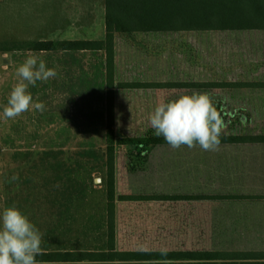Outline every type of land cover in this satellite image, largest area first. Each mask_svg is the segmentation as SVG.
Masks as SVG:
<instances>
[{
  "label": "rangeland",
  "instance_id": "obj_1",
  "mask_svg": "<svg viewBox=\"0 0 264 264\" xmlns=\"http://www.w3.org/2000/svg\"><path fill=\"white\" fill-rule=\"evenodd\" d=\"M104 30L105 0H0V213L7 205L6 173L19 181V170L28 166L26 162L21 164L22 160L18 166L13 159L14 151L19 149L24 153L28 149L49 147L65 159L91 148L102 157L98 161L86 160L79 171L80 178L89 185L95 181L96 192L83 204L79 226L74 227L73 234L80 225H88L89 217L95 216L91 224L97 225L106 214L105 156L109 140L106 120L102 117L107 102L96 97L105 75L102 54L79 53L72 57L62 52L35 55L26 50L31 42L38 41H97ZM116 48V56L119 55L114 86L116 140L163 138L155 136L149 120L159 103L195 92L209 95L216 110L223 109V89L216 92L211 86L227 87L234 80L231 76L264 72V32L121 35L116 39ZM127 48L131 49L129 55ZM29 56L42 59L57 73L47 82L37 81L28 88L32 103L43 102L45 110L32 108L15 119H4L3 107L12 87L19 82L17 68ZM139 65L143 67L140 72ZM144 83L152 88L133 89V85ZM178 83L203 84L204 88L174 87ZM217 112L222 122L220 136L264 135V112ZM114 149L115 205L124 206L116 214V247L126 251L143 247L146 241L133 239L130 227L127 236L121 227L138 226L139 230L135 231L145 235L143 224L139 223L144 221V200L166 197L165 192L156 190L158 177L166 178L164 183L168 188L176 187L174 177L178 176L181 155L197 152L200 162L208 164V156L223 151L224 145L211 151L199 145L191 149L186 145L178 149L169 145L151 146L147 152L126 145ZM160 153H166L169 159L168 169L161 173ZM199 172L201 177L211 174L206 168ZM137 197L143 200H130Z\"/></svg>",
  "mask_w": 264,
  "mask_h": 264
},
{
  "label": "trees",
  "instance_id": "obj_2",
  "mask_svg": "<svg viewBox=\"0 0 264 264\" xmlns=\"http://www.w3.org/2000/svg\"><path fill=\"white\" fill-rule=\"evenodd\" d=\"M105 25L106 36L103 40L38 41L31 42L26 50L35 55L62 52L72 57L79 53L102 54L105 75L96 97L102 101L106 99L107 102L102 117L106 120L109 140V150L105 156L108 175L106 214L102 215L97 225L91 224L95 216L89 217L88 225H80L73 234L74 227L79 226L83 204L96 192L93 184L95 181L89 185L79 176L86 160L98 161L102 158L94 148L84 149L77 156L67 159L49 147L28 149L24 153L16 149L13 157L15 162L19 166L22 160L20 163L26 162L28 166L19 170V181L13 180L12 174L8 176L6 173V208H18L42 234V252L36 257L38 264H231L222 262L225 256L221 253L157 254L117 250L114 147L133 146L147 152L148 147L166 146L168 143L163 138L154 137L144 140H116V39L121 35L132 34L264 32V0H105ZM133 86V89L152 88L145 83ZM191 86L204 88L203 84L174 85L176 88ZM210 88L221 87L214 85ZM217 111L226 113L221 108ZM219 138L220 145L264 143V136ZM165 198L171 197L153 199ZM136 199L141 198L130 200ZM68 235L70 237L67 241ZM227 258L264 260V257L257 255Z\"/></svg>",
  "mask_w": 264,
  "mask_h": 264
},
{
  "label": "crops",
  "instance_id": "obj_3",
  "mask_svg": "<svg viewBox=\"0 0 264 264\" xmlns=\"http://www.w3.org/2000/svg\"><path fill=\"white\" fill-rule=\"evenodd\" d=\"M105 36L106 25L99 40ZM130 50L127 48L128 55ZM118 56L117 53V69ZM139 66L140 72L143 67ZM231 79L234 80L227 87L212 89L216 92L223 89V110L264 112V72L241 73L236 77L231 76ZM228 105L232 108L228 109ZM258 126L259 123L254 128ZM198 156L197 152L181 155L178 176L174 177L176 187L168 188L164 183L166 178L158 177L155 184L159 187L156 190L165 192L166 197L175 198L144 200V221L139 223L143 224L145 235L140 236V232L135 231L139 230L138 226L133 229L130 224L121 227V230L128 236L127 229L130 227L133 239L142 238L146 243H143V247L126 251L157 254L221 253L225 256L224 263H264V260L226 259L236 255L264 257V143L224 145L223 151L208 156V164L201 163ZM159 159L161 173V170L168 169L166 153H160ZM201 168H206L211 174L201 177ZM122 207H116V214Z\"/></svg>",
  "mask_w": 264,
  "mask_h": 264
},
{
  "label": "clouds",
  "instance_id": "obj_4",
  "mask_svg": "<svg viewBox=\"0 0 264 264\" xmlns=\"http://www.w3.org/2000/svg\"><path fill=\"white\" fill-rule=\"evenodd\" d=\"M16 83L3 107L4 119H15L34 108L43 112V102L33 104L28 91L37 81L47 82L57 76L42 59L29 56L17 68ZM157 137H163L173 149L182 145L194 148L199 145L211 151L220 145L222 122L209 95L193 93L158 104L149 117ZM13 180L18 177H13ZM42 234L39 229L16 207H7L0 213V264H38L41 254Z\"/></svg>",
  "mask_w": 264,
  "mask_h": 264
}]
</instances>
